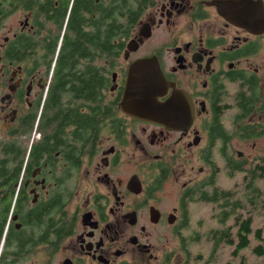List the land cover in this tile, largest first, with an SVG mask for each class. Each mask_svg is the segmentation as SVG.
Instances as JSON below:
<instances>
[{"label":"flooded vegetation","instance_id":"obj_1","mask_svg":"<svg viewBox=\"0 0 264 264\" xmlns=\"http://www.w3.org/2000/svg\"><path fill=\"white\" fill-rule=\"evenodd\" d=\"M236 1L0 0V264H190L264 163V0ZM144 60L167 121L123 110Z\"/></svg>","mask_w":264,"mask_h":264},{"label":"trees","instance_id":"obj_2","mask_svg":"<svg viewBox=\"0 0 264 264\" xmlns=\"http://www.w3.org/2000/svg\"><path fill=\"white\" fill-rule=\"evenodd\" d=\"M204 200L218 210L220 226L212 227L205 233L214 251L224 247L233 248L232 254L241 259L240 264H251L241 256L245 249L251 247V254L256 259L252 264H264V163L255 164L239 188H217ZM257 217L262 219L260 227L255 226ZM214 218L216 223L217 218ZM229 221H232L231 226Z\"/></svg>","mask_w":264,"mask_h":264},{"label":"water","instance_id":"obj_3","mask_svg":"<svg viewBox=\"0 0 264 264\" xmlns=\"http://www.w3.org/2000/svg\"><path fill=\"white\" fill-rule=\"evenodd\" d=\"M244 2L245 0H237L235 4L240 6ZM255 7L256 2L253 0L251 8L256 10ZM246 12L238 7L233 11V17L242 24H250L251 28L259 25ZM159 69L158 62L151 60L138 62L131 67L122 102L123 110L128 115L144 121H167L172 103L159 101L162 95Z\"/></svg>","mask_w":264,"mask_h":264},{"label":"rangeland","instance_id":"obj_4","mask_svg":"<svg viewBox=\"0 0 264 264\" xmlns=\"http://www.w3.org/2000/svg\"><path fill=\"white\" fill-rule=\"evenodd\" d=\"M242 180L243 177L240 174L232 180L226 179V181H224L221 185L226 189L239 188L242 184ZM197 211L198 213L196 214V219H203V225L193 229L197 230L198 235L202 237V241L193 247L190 264H240L241 259L232 254L233 248L224 247L218 248L214 251L212 244L205 237V233H207L209 229L220 226L217 218L218 210L214 209L211 204H200ZM214 217L217 218L216 223ZM228 224L231 226L232 221H229ZM261 225L262 219L257 217L255 226L260 227ZM235 231L236 230L234 229L233 233H235ZM253 244L254 242L252 241V246ZM241 256H244L251 264L256 262L255 257L251 254V247L245 249Z\"/></svg>","mask_w":264,"mask_h":264}]
</instances>
